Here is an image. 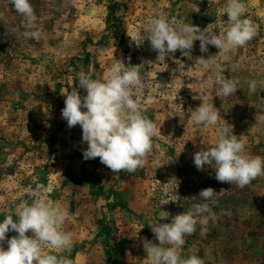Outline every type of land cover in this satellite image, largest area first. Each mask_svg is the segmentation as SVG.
<instances>
[{"label": "rangeland", "instance_id": "obj_1", "mask_svg": "<svg viewBox=\"0 0 264 264\" xmlns=\"http://www.w3.org/2000/svg\"><path fill=\"white\" fill-rule=\"evenodd\" d=\"M243 2L245 18L256 27L245 46L219 54L208 45L202 53L195 41L191 59L177 50L157 61L149 41L137 47L129 35L145 33L160 11L177 24L201 30L211 24L219 32L226 26L227 16L220 15L226 0H30L37 16L32 29L9 0H0V222L22 201L31 202L29 190L46 189L68 210L63 231L73 236L70 251H46L72 264H147L144 238L158 243L148 224L161 211L169 219L159 222H170L211 187L219 192L214 215L185 238L182 256L197 255L204 264H264V175L240 188L193 163L194 153L213 146L227 124L249 155L264 157V0ZM34 29L41 32L38 40L22 36ZM201 56L211 60L195 65ZM115 59L125 66L144 63L139 71L147 87L140 103L162 135L153 138L145 166L131 173H112L99 158L84 160L82 128H68L61 114L62 94L78 87L76 73L101 79ZM221 72L239 82L225 100L215 95ZM251 81L257 82L254 93ZM199 93L219 110L217 125L191 122L189 109L203 102L193 99ZM14 235L7 233L6 240Z\"/></svg>", "mask_w": 264, "mask_h": 264}, {"label": "clouds", "instance_id": "obj_2", "mask_svg": "<svg viewBox=\"0 0 264 264\" xmlns=\"http://www.w3.org/2000/svg\"><path fill=\"white\" fill-rule=\"evenodd\" d=\"M16 12L23 16L30 29L37 21L30 0H9ZM246 5L243 0H226L220 9V15L227 16L226 26L219 32L211 30V24L205 29L192 23H180L170 19L167 13H156L146 25L145 33L129 35L137 47L145 40L158 53L157 61L165 60L179 50L191 59L195 41L200 42V51H208V45L219 50V54H228L245 46L256 35V27L245 18ZM25 39L38 40V29L22 33ZM211 58L196 57L195 65H205ZM125 66L122 60L115 59L101 79H94L85 71H79L73 77L78 87L63 93L66 99L62 109V118L68 128L80 125L82 140L87 143L83 159L99 158L100 163L112 173L135 172L145 166L153 148V138L162 136L160 128L149 119L141 106V97L147 85L139 68L141 65ZM238 81L225 77L222 72L215 77L218 85L216 96L222 100L229 98L238 90ZM264 88V81L260 82ZM86 95L83 97L80 90ZM251 92L257 91V82L249 83ZM193 99L203 102L193 111L191 122L209 128L218 124L220 112L213 103H206L199 93ZM85 109V110H82ZM264 120V115L260 116ZM197 170L210 166L215 171V179L220 183L235 184L240 188L249 185L257 177L264 175V157L252 156L245 151V144L233 134V126L227 124L219 130L213 146L202 148L193 155ZM46 189L29 190L31 202L22 201L15 211H8L0 222V264H72L67 256L52 254L46 249L58 252L70 251L73 236L63 231L69 212L60 203L50 199ZM219 192L213 188L201 189L200 202L194 203L187 211L171 216L161 211L159 219L148 224L158 243L144 238L143 248L147 253V264H204L197 255L183 257L181 249L185 238L197 231V225H205L207 217L213 216L211 205L216 203ZM197 199L196 196L192 197ZM168 202L164 203L167 204ZM15 217V219H14ZM142 229V228H141ZM16 235L6 240V234ZM31 232V235L28 233ZM204 229L201 227V233ZM7 242V250L3 243Z\"/></svg>", "mask_w": 264, "mask_h": 264}]
</instances>
